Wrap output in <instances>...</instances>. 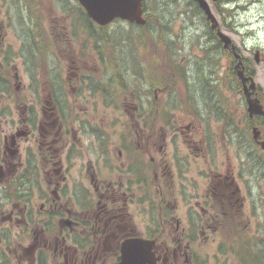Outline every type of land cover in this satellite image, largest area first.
I'll list each match as a JSON object with an SVG mask.
<instances>
[{
    "label": "flooded vegetation",
    "instance_id": "obj_1",
    "mask_svg": "<svg viewBox=\"0 0 264 264\" xmlns=\"http://www.w3.org/2000/svg\"><path fill=\"white\" fill-rule=\"evenodd\" d=\"M8 10L0 28L14 39L0 47V102L22 110L14 117L0 105V264H13L18 245L29 264H112L129 238L152 240L156 264H195L208 241L245 240L242 221L256 214L245 194L264 174L262 47L247 63L260 106L249 114L229 50L200 10L197 39L166 44L169 75L146 63L162 43L144 0L143 23L87 29L80 15L66 25L62 0H0V16ZM153 75L160 86L150 87ZM12 221L22 236L10 235Z\"/></svg>",
    "mask_w": 264,
    "mask_h": 264
},
{
    "label": "rangeland",
    "instance_id": "obj_2",
    "mask_svg": "<svg viewBox=\"0 0 264 264\" xmlns=\"http://www.w3.org/2000/svg\"><path fill=\"white\" fill-rule=\"evenodd\" d=\"M210 4L213 13L215 14L216 18L219 22H223L224 19L229 23L231 22V25L229 27L223 26L222 28L224 31L230 35L235 42V44L239 47L241 54L243 57L246 58L247 63H251L253 60V52L250 51V48L257 45L259 47H262L264 50V0H220L218 3H213L211 0H207ZM146 6L148 9H150L151 17H152V23L160 24L159 30L156 33L155 29L153 32V35H155V39L159 40L162 43V47L160 49V45H156L157 50L160 49V53L158 56L151 55L148 59V62L151 66H154L156 70H158L162 74L169 75L170 72H172V66H174L173 62L168 63L167 60V50H166V41L168 42L170 36L171 40L174 43V45H180L181 48L185 47L187 48V45L192 41L197 39V35H199V30L196 29V26H200L203 22L202 19L199 17V15H193V12H191L189 9L188 4L183 3V0H146ZM74 6V5H72ZM219 6H223V9L219 12V16L217 15L216 11L219 10ZM238 6V7H236ZM14 8V6H11ZM51 3L48 5V11H49V22L51 25L56 26L57 23L55 20L52 19V16L55 15V11L57 7L51 9ZM225 8L233 9L232 11V17L231 13L229 11H226ZM40 12V10H39ZM224 12V13H223ZM197 13V12H196ZM5 16H0V24L3 22L8 24V18H9V10L8 12H4ZM41 12L39 13V15ZM195 16V17H193ZM66 25H69V19L66 17ZM47 26L48 24H44ZM170 30V33H169ZM87 38V37H86ZM86 38H78L81 41V49L87 50L90 47V43ZM13 39L14 34L11 30L0 28V47L1 51L7 50L10 43L13 45ZM70 47L72 46V41L70 40ZM144 43L149 44L151 43L150 40L147 38L144 39ZM59 45L61 43L58 42ZM17 46L14 47L16 49ZM150 51H153L151 49ZM78 52V50H77ZM11 59H15V54L10 53ZM264 57V53H263ZM226 63V62H225ZM172 65V66H171ZM259 72H264V62L261 65V69H258ZM8 72L13 73L12 68L8 69ZM220 72H229L228 70L222 68ZM166 77V76H164ZM13 78V76H12ZM131 80V79H129ZM161 79L159 76L153 75L150 78V87L151 85L160 86L161 85ZM22 88H25L27 85V78L25 76H22L20 81ZM165 83H168L166 81ZM6 105L10 106L14 110V117H17L19 113L22 110L21 105H17V103H14L13 99L7 100L3 99L2 102H0V105ZM179 113V112H175ZM178 118H183V114H177ZM135 125V123H134ZM119 133H122V127L120 126L118 128ZM124 134L127 135L126 128L124 126ZM3 141L2 135H0V144ZM124 150L129 151L130 153L133 152V150L128 146L124 145ZM264 174L257 175L256 181L260 185H258L256 189V193L254 192V188L252 190V195L247 197H250L252 205H253V198H255L256 202V208L254 210L256 211V214L253 215L254 217L252 220L251 218L248 220L245 218L242 222L246 223L245 227V237L246 243H248L249 237L253 236L255 233V243L260 242L264 239ZM250 189V188H249ZM9 208L4 207L2 212H7ZM247 205L241 207V213L243 216H246L247 214ZM66 218V216L64 217ZM12 224H9V227H12L14 229L10 232V235L16 234L22 236L20 229H17L14 227L13 221ZM256 225V230H255ZM234 240L229 241H221L218 245V242L214 240V242L208 241L204 244L203 251L204 257L203 258L200 254L196 256L195 264H237L235 261L234 254L231 252H227L226 248H230L229 244H231ZM242 241V240H237ZM251 243L255 244L250 240ZM22 245L26 244L25 241L21 242ZM258 246V244H256ZM221 246V248H220ZM17 254L14 253L13 250H11L9 253L12 255L13 260L16 263L19 264H29L28 261L24 260V257H19L18 254L21 252V246L18 245ZM101 254V252H100ZM6 259H9L8 256H5ZM12 258L10 256V260L13 264H16L12 261Z\"/></svg>",
    "mask_w": 264,
    "mask_h": 264
},
{
    "label": "water",
    "instance_id": "obj_3",
    "mask_svg": "<svg viewBox=\"0 0 264 264\" xmlns=\"http://www.w3.org/2000/svg\"><path fill=\"white\" fill-rule=\"evenodd\" d=\"M203 11L207 20L210 21L211 28H216L217 35L223 43L224 48L231 49L235 59L234 70L241 80L243 94L246 99L247 111L249 114L260 112L257 100L251 98L253 80L249 75H245L241 55L236 51V46L232 39L224 33L213 14L209 3L206 0H193ZM216 1V0H213ZM85 9L88 17L99 25H106L114 18H121L136 23H143L142 0H78ZM255 57H258L256 52ZM249 82V83H248ZM264 148V140L260 142ZM153 241L144 238H129L122 242L120 247V258L112 264H156L152 252Z\"/></svg>",
    "mask_w": 264,
    "mask_h": 264
},
{
    "label": "trees",
    "instance_id": "obj_4",
    "mask_svg": "<svg viewBox=\"0 0 264 264\" xmlns=\"http://www.w3.org/2000/svg\"><path fill=\"white\" fill-rule=\"evenodd\" d=\"M146 0H144L145 2ZM191 4L188 5L189 7H191L193 11L196 12V10H200L199 7L197 6V4L191 0L190 1ZM74 6L71 5V3L69 2V0H62V7L67 11V9H70V12H66V17H70V19H76V15H80L79 17H77V22L76 24H78V26H80L82 29L84 28H89V25H92V22L86 15V13H84V9L77 4V0H74ZM145 7L146 6V2H145ZM219 10H217L218 12H220L223 9V6H219L218 7ZM226 11H229L231 13V17H232V11L233 9L230 8H225ZM224 13V12H223ZM95 24V23H94ZM75 25V24H74ZM231 25V22H230ZM229 23L226 21V19L223 20V26H230ZM167 44V41H166ZM169 50H171V48H169ZM226 56H230V54L226 53ZM244 64H245V68L246 72H248V64L246 62V58H244ZM8 87V86H7ZM8 92V90L6 91ZM9 191L13 192V189H9ZM255 243V242H254ZM258 244V246L256 245ZM230 248H226L227 252H231L234 254L235 257V261L237 264H264V239L261 240L260 242H257L255 244L253 243H246V241L242 240V241H237L234 240L231 244H229Z\"/></svg>",
    "mask_w": 264,
    "mask_h": 264
},
{
    "label": "bare ground",
    "instance_id": "obj_5",
    "mask_svg": "<svg viewBox=\"0 0 264 264\" xmlns=\"http://www.w3.org/2000/svg\"><path fill=\"white\" fill-rule=\"evenodd\" d=\"M236 7H238V6H236ZM149 11H150V10H149ZM23 18H24V17H23ZM204 19H205V18H204ZM204 19H203V20H204ZM147 21H148V20H147ZM205 21H206V20H205ZM203 22H204V21H203ZM146 24H147V22H146ZM204 26H205V25H204ZM146 27H147V26H146ZM126 28H127V27H126ZM136 29H137V28H136ZM138 29H139V28H138ZM204 30H205V29H204ZM206 32H207V31H206ZM98 33H99V32H98ZM102 34H103V33H102ZM102 34H101V35H102ZM122 35H124V34H122ZM120 53H121V52H119V54H120ZM217 55H218V53H217ZM121 57H122V56H121ZM123 57H124V55H123ZM123 59H124V58H123ZM128 59H129V58H128ZM246 69H247V68H246ZM167 81H168V80H167ZM142 89H143V88H142Z\"/></svg>",
    "mask_w": 264,
    "mask_h": 264
}]
</instances>
